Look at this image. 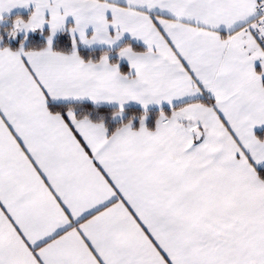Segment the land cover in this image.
Here are the masks:
<instances>
[{
	"label": "snow or ice",
	"instance_id": "snow-or-ice-1",
	"mask_svg": "<svg viewBox=\"0 0 264 264\" xmlns=\"http://www.w3.org/2000/svg\"><path fill=\"white\" fill-rule=\"evenodd\" d=\"M0 264H264V0H0Z\"/></svg>",
	"mask_w": 264,
	"mask_h": 264
}]
</instances>
